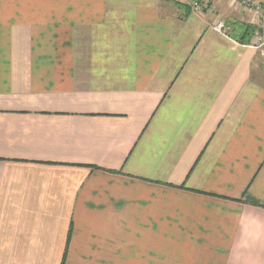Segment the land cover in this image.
I'll return each mask as SVG.
<instances>
[{
    "label": "crops",
    "instance_id": "1",
    "mask_svg": "<svg viewBox=\"0 0 264 264\" xmlns=\"http://www.w3.org/2000/svg\"><path fill=\"white\" fill-rule=\"evenodd\" d=\"M262 6L0 0V264H264Z\"/></svg>",
    "mask_w": 264,
    "mask_h": 264
},
{
    "label": "rangeland",
    "instance_id": "2",
    "mask_svg": "<svg viewBox=\"0 0 264 264\" xmlns=\"http://www.w3.org/2000/svg\"><path fill=\"white\" fill-rule=\"evenodd\" d=\"M173 2L176 4V6L178 8H180L178 6V3L180 4H188V3H191V0H173ZM210 8V7H209ZM212 9V7H211ZM262 11H264V7L262 6ZM225 13H229L227 11V9H225ZM264 14V13H263ZM224 21V20H223ZM238 23V24H237ZM239 24H243V23H239V22H236L235 24V27H232V30H230V28L228 29V32L231 33L232 36L234 37H238V38H243L245 41L246 40H250L248 42V44L250 45H259L260 43L264 44V33L259 30V28H256V30L253 32V31H247V25L243 24L242 26L239 25ZM250 25V24H249ZM239 30V31H238ZM264 53V52H263ZM263 56V55H262ZM264 61V59H263Z\"/></svg>",
    "mask_w": 264,
    "mask_h": 264
},
{
    "label": "built area",
    "instance_id": "3",
    "mask_svg": "<svg viewBox=\"0 0 264 264\" xmlns=\"http://www.w3.org/2000/svg\"><path fill=\"white\" fill-rule=\"evenodd\" d=\"M252 3V0H241V4L244 5H249ZM191 8L192 11L194 12H199V11H204L207 10V8L209 7V0H191V3H188ZM257 11L260 12V6H257ZM215 30L222 32V33H229L227 26L225 24V22L223 21H218L217 24L214 26ZM260 46H263L264 44L260 43ZM258 45V46H259Z\"/></svg>",
    "mask_w": 264,
    "mask_h": 264
},
{
    "label": "trees",
    "instance_id": "4",
    "mask_svg": "<svg viewBox=\"0 0 264 264\" xmlns=\"http://www.w3.org/2000/svg\"><path fill=\"white\" fill-rule=\"evenodd\" d=\"M178 6L181 8V9H183V18L185 17V16H187L189 13H191V10H192V8H191V6L189 5V4H179L178 3ZM235 24L236 23H234L233 24V26L235 27ZM238 24V23H237ZM239 25H243V24H239ZM245 25H247L246 27H247V31H255L256 30V27H254V26H251V25H249V24H245ZM237 39L240 41V42H243V43H248L250 40H244L243 38H238L237 37ZM181 187L182 188H185V184H183V185H181ZM192 190H194V191H196V192H199V191H197L196 189H192ZM244 197V199H245V202H247V203H250V204H253V205H259L260 203L259 202H257L255 199H253V198H251L250 197V195H248V193H247V191H246V193H245V195L243 196ZM70 233H71V230H70ZM63 264H64V260H63Z\"/></svg>",
    "mask_w": 264,
    "mask_h": 264
}]
</instances>
